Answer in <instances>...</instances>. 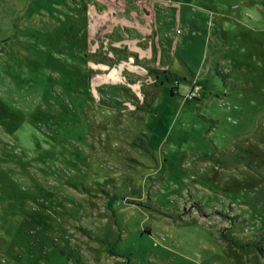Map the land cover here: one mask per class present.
Wrapping results in <instances>:
<instances>
[{"label": "rangeland", "instance_id": "1", "mask_svg": "<svg viewBox=\"0 0 264 264\" xmlns=\"http://www.w3.org/2000/svg\"><path fill=\"white\" fill-rule=\"evenodd\" d=\"M0 264H264V0H0Z\"/></svg>", "mask_w": 264, "mask_h": 264}, {"label": "crops", "instance_id": "2", "mask_svg": "<svg viewBox=\"0 0 264 264\" xmlns=\"http://www.w3.org/2000/svg\"><path fill=\"white\" fill-rule=\"evenodd\" d=\"M194 80H195V79H194ZM196 80H197V79H196ZM197 81H198V80H197ZM198 82H199V81H198ZM181 93L184 94V95L186 94L185 91H182V90H181V84L178 83V88L176 89V93H175V94H171V95L174 96V97H176V98H179V99H176V98H175V100H176L177 103H179L180 106H182V105L184 104V100H185V101L187 100L186 96H182ZM184 97H185V99H184Z\"/></svg>", "mask_w": 264, "mask_h": 264}, {"label": "trees", "instance_id": "3", "mask_svg": "<svg viewBox=\"0 0 264 264\" xmlns=\"http://www.w3.org/2000/svg\"><path fill=\"white\" fill-rule=\"evenodd\" d=\"M165 73H166V71H165ZM170 74H172V73H170ZM177 88H178V82H177V85H176V86H171V89H170L171 94H175ZM128 201H129V202H132V203H138V202H139V201L136 200V199H134V200H128Z\"/></svg>", "mask_w": 264, "mask_h": 264}, {"label": "built area", "instance_id": "4", "mask_svg": "<svg viewBox=\"0 0 264 264\" xmlns=\"http://www.w3.org/2000/svg\"><path fill=\"white\" fill-rule=\"evenodd\" d=\"M194 91L197 92V89H193V91H192V90L190 91V93H189V96H190V97H194V96H195V95H194ZM164 239H165V238L163 237L160 241H159V240L156 241L155 244H158V242L161 243V241L164 240Z\"/></svg>", "mask_w": 264, "mask_h": 264}]
</instances>
